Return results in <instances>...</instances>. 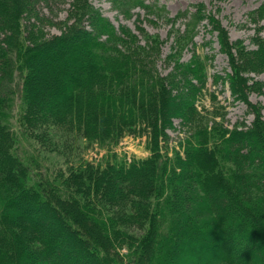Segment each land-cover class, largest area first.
<instances>
[{
	"label": "trees",
	"instance_id": "16d2710c",
	"mask_svg": "<svg viewBox=\"0 0 264 264\" xmlns=\"http://www.w3.org/2000/svg\"><path fill=\"white\" fill-rule=\"evenodd\" d=\"M51 1L67 0H0V264H71L72 256L83 264H264V113L250 100L263 92L252 74L264 72V25L248 48L198 4L178 34L181 48L207 20L230 71L210 75L201 56L170 55L175 66L164 76L154 58L162 42L139 25L141 44L90 0H69L73 21L45 33L39 6ZM111 1L128 16L156 8ZM252 18L264 19V2ZM210 77L248 104L250 124L229 127L220 107L201 105ZM177 118L184 135L171 145ZM55 127L103 148L148 131L151 154L44 167L32 138L57 141L65 153ZM72 182L94 196H77Z\"/></svg>",
	"mask_w": 264,
	"mask_h": 264
},
{
	"label": "rangeland",
	"instance_id": "374dc122",
	"mask_svg": "<svg viewBox=\"0 0 264 264\" xmlns=\"http://www.w3.org/2000/svg\"><path fill=\"white\" fill-rule=\"evenodd\" d=\"M90 1L104 15L109 17L117 28H120L123 24L131 27L139 35L141 44H146L147 37L138 29L137 26L139 25L144 27L151 36L157 37L162 42L160 44V53L154 58L155 67L164 76L173 71L175 66V63L171 61L172 58H168L170 55L180 56L183 62L189 61L194 55L201 56L208 63L207 71L210 75L215 73L226 75L230 71L228 56L222 51L218 33L211 30V25L207 20H203L194 28H191L194 30L191 34L192 40L185 41L184 47L181 48L182 41L178 39V34L184 33L187 28V19L198 4H202L208 13L215 15L221 25L228 31L232 41L240 40L248 48H254L256 47L255 39L257 35H263V32L259 31V27L264 25V19L256 18L257 20L255 21L252 18V12L264 0H146L147 3L156 6V8L147 10L142 7H136L132 10V15L130 16L123 13L111 0ZM69 8V0L64 2L51 1L49 5L45 2L41 3L39 9L43 11L47 19L43 24L45 33L50 35L61 33L63 27H65L63 23H71L73 21V19L68 18ZM187 10H189L187 17H182L181 13ZM252 75L264 82V72L260 74L253 73ZM250 100L262 106V112L264 113V86L263 92H253L250 95ZM200 101L201 105L210 109L215 106L220 107L223 113L222 119L229 127H233L236 123L242 121L250 124L255 117L246 102L235 99L228 83L225 85L222 83L214 84L211 77ZM17 116L18 109L15 111V119L13 120L15 123ZM174 123V127L168 130L171 145L177 144L184 135L180 120L178 118L174 119ZM55 128L58 129L57 127ZM147 132L127 134L120 139L119 143L108 148H103L98 143L87 147L86 138L83 137L76 140L71 133L64 132V130L60 132L58 129L50 132L51 136H59V140L62 138L66 140L67 152L65 153L61 151L60 147L57 148V141H48L47 139L48 142H41L40 139H32L38 143V151L41 152L40 160L44 163V167L57 168L65 163L70 165L71 161L79 158L88 160L92 166L96 167L100 166L103 156L109 152L117 153L127 161H131L134 157L144 158L149 156L151 152L147 144ZM19 137L21 138V136ZM20 145H23L29 152L35 153L31 145L23 141V139ZM170 154L173 155L172 150ZM71 186L75 188V193L81 198L88 199L94 196L93 191L88 190L85 186L78 192H76L77 188L73 182ZM41 224L50 226V221L41 220ZM49 232H52V230L49 229ZM127 253V247L121 249L118 255L120 262L128 261ZM70 261L71 264H83L82 260H74L73 256Z\"/></svg>",
	"mask_w": 264,
	"mask_h": 264
}]
</instances>
